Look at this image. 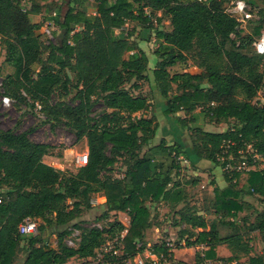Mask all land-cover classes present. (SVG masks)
Listing matches in <instances>:
<instances>
[{"label": "trees", "instance_id": "obj_1", "mask_svg": "<svg viewBox=\"0 0 264 264\" xmlns=\"http://www.w3.org/2000/svg\"><path fill=\"white\" fill-rule=\"evenodd\" d=\"M91 1V11L87 0H64L63 10L50 12L46 22H53L57 32L54 41L46 43L39 33L41 23L31 19L41 12V4L27 9L23 0H0V43L4 62L13 68L2 83L4 93L19 101L27 95L31 107L38 102L45 120L66 121L77 139L85 137L88 153L87 163L76 171L57 169L43 161L50 145L30 140L27 131L0 130V264H14L21 244L26 248L22 264H91L95 251L124 230L118 253H107L112 263L136 264L132 259L147 249L158 258L152 264H173L168 241L149 247L138 244L151 225L147 204L156 202L174 210L175 224L199 229L186 231L184 244L204 247L196 257L198 263L214 259L216 247L224 244L231 251L228 261L243 264L240 257L248 256L246 264H263L261 257L249 255L244 235L264 234V208L256 210L251 221L244 216L240 222L237 217L245 205L250 206L245 196L264 199V56L253 46L264 30V0H244L250 17L243 21L222 8L224 0ZM158 11L168 17L169 30L153 24L152 15ZM128 21L152 31L157 42L152 88L165 99L163 114L176 116L179 127L188 129L187 121L193 125L188 135L193 156L222 168L226 185L213 186L216 217L210 222L189 208L176 209L185 201L186 190L173 175L184 159L197 166L185 146L168 144L163 138L151 144L158 125L154 115L144 113L152 95L131 90L149 81V59L132 39L133 29L124 31ZM189 57L201 69L198 73L169 72L168 67ZM173 85L176 92L171 95ZM71 91L72 102L61 98L51 102L54 94ZM96 102L104 110L93 117ZM179 111L188 118L178 117ZM199 120L233 124L223 131H209ZM227 140L234 142L230 147L234 156L250 145L259 156L255 167L225 170L217 156ZM145 145L148 149L142 153ZM119 158L122 175L112 178L107 172ZM92 193L104 196V216L124 212L128 225L119 220L106 227L68 225L83 207H90ZM25 217L36 221V233H18ZM38 219L44 223L38 224ZM47 227L55 228L54 246L43 235ZM74 232L78 238L71 247L65 240H72ZM69 251L78 262L69 260Z\"/></svg>", "mask_w": 264, "mask_h": 264}, {"label": "rangeland", "instance_id": "obj_2", "mask_svg": "<svg viewBox=\"0 0 264 264\" xmlns=\"http://www.w3.org/2000/svg\"><path fill=\"white\" fill-rule=\"evenodd\" d=\"M64 0H51V2L43 3L41 0H23V4L28 9L34 3L41 4V12L39 14L31 16V19L35 22L41 23V28L39 33L41 38L47 43L48 41H54L55 33L57 32L56 26L47 34L44 31L45 25L49 17V13L54 11V9L59 8V10L64 9ZM234 0H225L222 3V8L228 9L230 3ZM89 11L92 10V1L87 0ZM156 17H160V21L155 20ZM153 24L160 29L169 30V20L168 17L162 16L161 13L155 12L152 15ZM124 31H130L133 29L132 39L138 41L137 47L145 51L148 55V76L149 81L141 82L139 89H131L132 92H138L146 94L148 97L152 95L150 88L153 86V77L151 75L152 67L155 66L157 61L156 56L153 54V50L157 47V42L154 39L153 32L150 33L142 28V26L136 21H128L124 25ZM264 33V30H263ZM4 48L0 43V80L3 83L6 75L13 73V68L4 62ZM170 73L186 71L189 73H198L201 69L196 65L192 58H188L185 62L177 63L174 66L168 67ZM130 83H126L125 87L129 88ZM130 89V88H129ZM4 89L0 88V130L10 129L15 133H20L23 131L28 132V138L34 142L45 143L51 146L49 152L43 156V161L57 169H65L68 171H76V166L70 162V157L65 154V150L73 149V153H81L87 150L86 139L82 137L77 139L73 128L67 124L64 120H45L44 113H38L35 111L34 107L29 106V98L26 95L25 101H19L18 99L12 97L14 101L10 106H3L1 104V96ZM176 92L175 85L172 86L170 94ZM74 91H71L67 95H56L54 94L52 101L58 98L64 99L66 102L70 103L71 97ZM159 95V93H158ZM263 91H260L256 97L257 100H261ZM158 102H152L149 109L144 113V115L150 116L154 115L158 129L155 133L156 137L151 141V144L158 143L161 137L166 140L169 144L171 140L174 139V135L179 139H182L183 143L189 142V131L190 127L193 126L187 121V128L179 127L176 121V116H171L166 118L163 114L162 108H165V99L160 96L158 97ZM104 110V107L100 102H96L91 109V116L97 117V115ZM156 113V114H155ZM141 113L135 114L139 116ZM178 117H186L183 111L178 112ZM232 121L216 123H205L199 120V125L205 130L209 131H223L227 127L231 126ZM175 132V133H174ZM161 135L160 139L158 138ZM177 138V139H178ZM155 141V142H154ZM148 149V145L141 148L143 153ZM202 163L193 168L185 159L181 162V169L178 170L176 174L173 175L175 181L181 182L186 190V199L183 203L179 204L176 209L180 207L189 208L197 213L204 216L207 222L215 219L216 214L213 208V186L214 184L223 187L226 182L223 179L222 168L214 165L209 161H201ZM124 166L122 164V159L119 158L116 163L107 172L112 178H119L122 175ZM195 181V182H194ZM244 179L240 176V183L242 185ZM245 201L249 203L250 206L245 205L244 209L238 213V221H242V217L246 216L248 220H252L256 210H261L264 208V199L259 198L257 195L245 196ZM71 199L67 201V204L71 205ZM90 207H83L78 216L69 222L68 225L73 227L74 224H80L81 226H98L106 227L109 221L119 220L126 226L128 225V216L124 212H110L107 216H104L105 212V198L101 193H92L89 198ZM151 212V225L148 229L144 231L143 238L138 242V244L145 245L149 247L154 243H161L162 241H169L172 243V256L171 263H183V264H195L197 262V256L199 253L204 251L202 245L185 247V241L188 233L196 232L199 229H190L186 224H175L177 220L176 213L174 210L170 209L163 202H156L153 204H147ZM43 224L44 221L38 219V224ZM45 225V224H44ZM76 230V229H75ZM78 231V230H77ZM79 232V231H78ZM44 237L48 240L50 245H55L56 236L55 228L47 227L43 232ZM78 235L72 237L73 243H75ZM244 240L249 244L250 253L252 256L261 257L264 264V234L258 233L257 231H251L244 235ZM66 244L71 246L65 240ZM24 243V242H22ZM23 245V244H21ZM19 246L17 256L15 258L14 264H22L25 255V246ZM72 247V246H71ZM217 256L212 260H206L201 262L202 264H235V261H228V257L231 255V251L226 245L222 244L216 247ZM105 249L98 248L94 255L90 258L91 264H122L121 261H115L112 263L111 257L107 255ZM151 253L149 250L145 249L142 253V258L145 260L146 264H152ZM68 257L71 262H78L79 260L75 257L72 252H68ZM148 255V256H146ZM248 256H241V263H247ZM154 261H158V258ZM165 262H168L166 260ZM197 264H200L197 262Z\"/></svg>", "mask_w": 264, "mask_h": 264}, {"label": "built area", "instance_id": "obj_3", "mask_svg": "<svg viewBox=\"0 0 264 264\" xmlns=\"http://www.w3.org/2000/svg\"><path fill=\"white\" fill-rule=\"evenodd\" d=\"M228 10L232 12L233 14L237 15L240 20H244L248 17H250L249 11H247V5L244 0H234L230 3V6L228 7ZM50 25V26H49ZM55 27L53 22L48 21L45 25L44 31L50 33V31ZM254 49L256 53L264 56V33L261 34V36L253 42ZM2 87V82L0 80V88ZM3 88V87H2ZM7 100V102H6ZM14 99L11 96H8L6 94H3L1 96V104L3 106H10L13 103ZM34 109L35 111H38V113H41V105L38 102H34ZM234 142L227 140L224 141L221 150L217 156V160L224 162V169L225 170H235V171H247L249 169H252L255 167V161L259 159V156L256 153H252L250 149V145H247L246 149H238L237 156H234L233 153L230 151L231 145H233ZM65 154H67L68 157H70V162L73 163L76 167L83 166L87 163L88 159V153L87 150L81 152V153H73V149H67L65 150ZM251 163L250 164V160ZM37 231V224L36 221L31 217H25L18 225V233L21 235H31L36 233ZM126 230H124L121 235H119V238L116 236L112 239H108L104 244H102L99 248L105 249L108 253L111 254H117L119 247L122 246V237L124 235ZM73 235H77V232H74ZM69 244L73 245V241L71 239L67 240ZM71 245V246H72ZM167 245L171 246V242H167ZM151 255L152 263L155 262L154 260L157 259V257L153 254ZM148 256V255H146ZM133 262L136 264H144V259L140 255H136L133 259Z\"/></svg>", "mask_w": 264, "mask_h": 264}, {"label": "crops", "instance_id": "obj_4", "mask_svg": "<svg viewBox=\"0 0 264 264\" xmlns=\"http://www.w3.org/2000/svg\"><path fill=\"white\" fill-rule=\"evenodd\" d=\"M225 1V0H224ZM223 1V2H224ZM222 2V3H223ZM149 68H151V67H149V65H148V70H149ZM154 67H152V69H153ZM151 75H152V72H151ZM153 77V76H152ZM158 97L160 98V95H158V92H157V90L153 87L152 88V102H158V101H160V104H161V100H159L158 99ZM164 109V107L162 108V110ZM156 114V113H155ZM166 116V118H168V117H171V116H167V115H165ZM157 129H158V127H157ZM156 132H157V130H156ZM175 133V132H174ZM175 137H174V139L173 140H171V143H178L179 145H181V146H185L186 148V151H187V153H188V155L190 156V158H191V160L194 162V164H195V166H199V164H201L202 162L201 161H207V160H203V159H197L196 157H194L193 156V153H192V151H191V148H190V144H189V142H187V143H183L182 142V139H179L178 137H176V134L174 135ZM155 137H156V135L154 136V139H155ZM160 137H161V135L158 137L159 139H160ZM161 138H163V137H161ZM178 138V139H177ZM155 142V141H154ZM224 186V185H223Z\"/></svg>", "mask_w": 264, "mask_h": 264}, {"label": "clouds", "instance_id": "obj_5", "mask_svg": "<svg viewBox=\"0 0 264 264\" xmlns=\"http://www.w3.org/2000/svg\"><path fill=\"white\" fill-rule=\"evenodd\" d=\"M6 102H7V100H6Z\"/></svg>", "mask_w": 264, "mask_h": 264}]
</instances>
